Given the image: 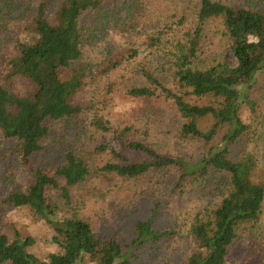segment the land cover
I'll return each instance as SVG.
<instances>
[{"label": "trees", "instance_id": "16d2710c", "mask_svg": "<svg viewBox=\"0 0 264 264\" xmlns=\"http://www.w3.org/2000/svg\"><path fill=\"white\" fill-rule=\"evenodd\" d=\"M259 2L197 0L189 31L180 0L163 16L166 25L143 42L121 48L110 43L101 51L104 58L90 65L85 48L95 30H118L112 21L119 33H139L146 0H0V131L14 143L11 176L26 178L0 204L37 212L56 247L39 256L36 237L25 232L28 215L26 223L8 219L0 227V264H165L148 255L161 253L179 232L193 247L181 264H229L234 242L255 233L264 217V160L253 147L264 128ZM84 18L94 25L87 28ZM209 24L226 39L236 66L220 60L221 52L208 55ZM154 55L170 64L164 77L147 63ZM120 106L126 110L114 113ZM165 110L183 118L181 138L211 143L202 158L163 152L151 140L152 117ZM60 124L76 134L66 138L57 163L37 167L33 157L49 149ZM212 173L225 178L220 199L181 223L173 214L176 201ZM92 176L108 182L105 197L77 193ZM108 200L127 207L119 211L118 230L103 235L88 211ZM150 200L143 217L129 209ZM162 215L164 224L157 222Z\"/></svg>", "mask_w": 264, "mask_h": 264}, {"label": "rangeland", "instance_id": "374dc122", "mask_svg": "<svg viewBox=\"0 0 264 264\" xmlns=\"http://www.w3.org/2000/svg\"><path fill=\"white\" fill-rule=\"evenodd\" d=\"M231 1H233L235 5H240L244 4L246 0ZM179 2L180 0H146L147 13L146 16L141 18L139 33H119V27L112 21L110 22V26L118 30L107 29L104 26L97 28L95 30V37L90 39V42L85 48V56L88 59L86 63L91 65L95 63L97 59L104 58V54L101 53V51H106L110 43L121 48L143 42L149 32L155 31L161 26L166 25L163 16L174 11L176 9V4ZM196 2L197 0H184V3L180 6L181 12H185L190 16L188 21L189 31L194 28L196 23V16L194 14ZM259 4H264V0H261ZM117 12L122 14L124 10L118 8ZM84 25L87 28L90 26L92 27L94 25V20L84 18ZM216 31V27L211 24H209L206 29L205 37H207L208 45L206 51L209 49L207 52L208 55H216L221 52L220 60L231 67L236 66L237 60L231 49L226 45V39L218 36ZM218 46H220L219 48L221 51ZM10 50L11 43L7 44L6 48L4 47L3 51L5 58L10 57ZM148 60V65L157 76L164 77V69L170 71V64L163 56L154 55L153 57H149ZM20 88H26L25 83H21ZM125 110V106H120L114 110V113H123ZM152 119L153 128L151 140L163 152L176 155L181 154L191 159H200L211 145V143L199 139L181 138L180 130L184 120L176 111L169 112V110H165L153 116ZM260 133H263V137H258L253 147L255 151H261V159L263 157L264 160V128L260 129ZM74 134H76L74 127L73 130L69 129L65 124H60L55 127L48 144L49 149L45 150L40 155H35L33 157L34 164L37 167H43L57 163L64 150L63 143L66 142L67 137L71 138ZM82 144L83 141L81 142V145ZM13 145L14 143L11 141L4 140L0 131V201L4 195L13 190L23 188L26 183V178L24 176L18 177L16 174L15 177L11 176L12 170L16 165V158L11 150ZM238 150H240V147H238ZM224 181V176L215 173H212L201 181H197L194 189H189L186 194L176 201L173 214L177 216L178 219L180 218V222L183 223L186 218H191L205 205L214 201L217 202L222 194L221 190ZM106 186H108L106 180L92 176L90 179H87L82 186H79L76 191L79 195L90 196L91 194H95L97 199H99L105 197L104 192H106ZM113 194L116 198L117 193ZM108 201L99 203V208L95 206L94 209L88 211L92 223L103 235H108L118 230V226L121 224L122 219V214L119 211L121 208L124 209L126 205V203L121 200L119 204L116 205ZM151 201L152 200L147 203H131L129 209L133 211V213H136L137 216L143 217V215H145L144 211L151 204ZM62 211L65 212L64 209H62ZM26 215L29 217L30 222H28V224L30 226L25 227V232L33 234L37 239V244L33 248V251L41 257H45L47 254L54 252L56 247L52 245L48 239L50 236V229L36 221V217H39V215L30 208L21 212H14L12 207H6L0 204V227L1 224L8 219H13V221L18 223H26ZM177 218L175 217L173 220ZM132 222L133 214L128 217L127 224L130 225ZM157 222L164 224L165 217L162 215ZM261 237H264V217L258 224L255 233L254 230L250 233H243L234 242L228 255L229 264H264V241L262 242L259 240ZM160 248L162 249L161 253L154 255V257H151V254L148 255V260L150 262L159 259L164 260L166 262L165 264H181L190 254L193 247L185 234L179 232L177 237L165 241ZM87 264L94 263L88 261ZM141 264H144V262Z\"/></svg>", "mask_w": 264, "mask_h": 264}]
</instances>
